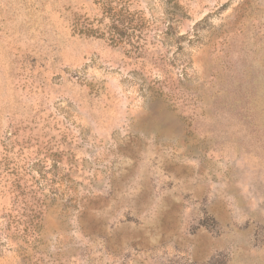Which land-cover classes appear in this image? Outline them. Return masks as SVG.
Masks as SVG:
<instances>
[{
  "label": "rangeland",
  "instance_id": "1",
  "mask_svg": "<svg viewBox=\"0 0 264 264\" xmlns=\"http://www.w3.org/2000/svg\"><path fill=\"white\" fill-rule=\"evenodd\" d=\"M0 264H264V0H0Z\"/></svg>",
  "mask_w": 264,
  "mask_h": 264
},
{
  "label": "trees",
  "instance_id": "2",
  "mask_svg": "<svg viewBox=\"0 0 264 264\" xmlns=\"http://www.w3.org/2000/svg\"><path fill=\"white\" fill-rule=\"evenodd\" d=\"M100 3V4H99ZM97 2L100 11V18H76L71 26L72 30L79 35L87 37L103 38L110 45L119 46L121 44H129L135 51L140 50L138 45L141 36L136 25L131 19L124 16L122 9H116L108 1ZM137 45H132L133 39Z\"/></svg>",
  "mask_w": 264,
  "mask_h": 264
}]
</instances>
